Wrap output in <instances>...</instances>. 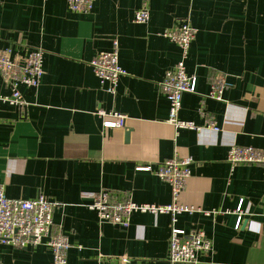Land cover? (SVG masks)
<instances>
[{
  "label": "crops",
  "instance_id": "1",
  "mask_svg": "<svg viewBox=\"0 0 264 264\" xmlns=\"http://www.w3.org/2000/svg\"><path fill=\"white\" fill-rule=\"evenodd\" d=\"M144 2L150 18L136 23ZM185 21L197 29L186 59L197 84L183 95L179 118L212 120L218 131L168 122L159 84L181 50L165 33ZM115 42L127 73L110 94L90 62ZM5 48L15 56L41 48L45 74L38 87H19L23 105L0 101V185L12 199L60 203L51 233L69 238L68 264H171L169 214L136 212L124 229L101 223L88 205L102 189L170 204L172 188L154 171L175 155L193 161L180 203L196 210L176 226L212 243L198 262L176 264H264V166L228 161L233 146L264 150V0H95L86 14L68 0H0ZM223 79V100L208 97ZM10 94L0 73V95ZM102 110L124 114L125 126L104 128ZM0 263L53 264V253L45 242L0 243Z\"/></svg>",
  "mask_w": 264,
  "mask_h": 264
},
{
  "label": "built area",
  "instance_id": "2",
  "mask_svg": "<svg viewBox=\"0 0 264 264\" xmlns=\"http://www.w3.org/2000/svg\"><path fill=\"white\" fill-rule=\"evenodd\" d=\"M68 2L73 11L86 14L93 10L95 0H68ZM149 18L148 3L144 2L135 13L134 21L143 24L148 22ZM196 33L197 29L189 21L165 33L180 47L181 58L173 69L166 72L159 86L170 104L168 122L177 130L187 128L196 131H218L219 128L212 120L206 121L205 126H197L194 122L182 121L179 118L183 95L196 93L197 79L188 75L186 71V59ZM90 65L105 86L106 92L115 94L120 78L127 73L120 64L117 43L115 42L112 51L97 54ZM0 73L11 88V94L0 95V101L23 105L25 101L19 87L21 85L38 87L45 74L43 50L32 48L25 56H15L11 48L0 49ZM227 87L228 84L224 79L213 83L208 97L222 101ZM97 115L103 119L104 128L125 126L126 116L117 111L102 110ZM228 161L234 165L260 164L264 166V150L233 146L230 148ZM192 163L189 157L175 155L169 160L159 162L155 171L151 166L138 168L142 171H154L159 178L170 184L172 188L170 204L138 203L130 198L120 199L110 190L102 189L95 194L88 207L97 213L101 223H112L124 229L130 226L131 217L136 212L169 214L172 220L169 262L171 264L196 263L199 252L211 251V241L202 231L185 232L176 226L180 214L196 211L193 206L180 203V196L191 176ZM242 204L243 201L236 210L240 219L243 214ZM59 206V202L51 201L44 195L28 200L9 198L5 187L0 185V243L28 247L45 242L52 249L53 264H68V252L72 247L69 238L63 234L53 235L51 233L53 213Z\"/></svg>",
  "mask_w": 264,
  "mask_h": 264
}]
</instances>
